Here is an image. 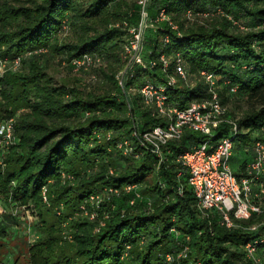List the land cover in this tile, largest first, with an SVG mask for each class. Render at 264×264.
Listing matches in <instances>:
<instances>
[{
    "label": "trees",
    "instance_id": "obj_1",
    "mask_svg": "<svg viewBox=\"0 0 264 264\" xmlns=\"http://www.w3.org/2000/svg\"><path fill=\"white\" fill-rule=\"evenodd\" d=\"M147 2L152 26L144 33L143 54L157 65L135 66L125 94L116 74L127 63L124 43L131 37L128 26L140 20L139 0H0V57L6 61L0 123L13 119L15 135L10 145L0 140V204L10 208L0 215V247L9 219H18L16 209L29 210L38 231L29 234L30 264H264V211L233 217L227 227L216 210L198 206L179 156L205 135L186 129L164 148L160 165L132 136L134 129L165 123L143 103L139 88L175 74L180 53L188 78L177 77L169 88L172 103L187 107L208 99L201 74L207 70L217 75L224 104L230 95L255 104L239 118L227 112L239 128L230 164L238 177L246 173L254 141L264 132V0ZM162 9L177 29L158 19ZM85 54L98 55L99 63L75 70L73 60ZM54 62L76 77L58 80L49 73ZM89 71L101 84L80 82ZM230 130L223 122L212 140ZM125 142L139 155L124 153L118 143ZM127 185L134 187L128 191ZM111 187L118 192L108 195ZM98 194L105 196L99 203L90 199ZM253 201L264 203V193ZM256 241L253 258L247 244Z\"/></svg>",
    "mask_w": 264,
    "mask_h": 264
},
{
    "label": "built area",
    "instance_id": "obj_2",
    "mask_svg": "<svg viewBox=\"0 0 264 264\" xmlns=\"http://www.w3.org/2000/svg\"><path fill=\"white\" fill-rule=\"evenodd\" d=\"M139 4L141 5L140 20L136 24L128 26L131 37L124 43L127 63L116 74L118 83L124 89L125 94L127 93L125 89L127 76L135 66L146 70L157 65L155 60L147 61L144 58V33L152 26V21L148 18L147 0H139ZM188 15H193L191 10L188 11ZM158 19L168 20L173 29L178 28L167 17L164 9L160 12ZM163 39L165 44L170 41L168 34ZM99 61L98 55L85 54L73 60L74 69L89 68ZM160 62L164 69L170 66V61L164 54L160 56ZM19 64L20 58L18 57L14 60V67L17 68ZM174 66L175 74L169 75L165 82L146 81L139 88L143 103L152 107L154 113L164 117L165 123L144 132L134 129L132 136L140 146L150 150L158 157V165H160L166 160L164 148L169 142L181 139L186 129L205 135L206 139L203 142L183 151L179 156L180 162L188 172L189 184L194 190L200 210L204 212L216 210L221 214L222 223L227 227L234 225L233 217L248 219L253 213H262L264 211L263 204L253 201V197H259L264 193V132L261 137L254 141L255 156L248 162L246 173L238 177L230 164V160L234 153L235 138L239 128L236 120L227 117V105L223 103L216 89L217 75L214 72L203 70L201 74L209 84L210 97L205 100L194 101L187 107H183L179 103H172L167 93L169 88L176 84L177 77L185 80L188 78V71L180 53L175 54ZM5 67L6 61L0 57V75L4 73ZM226 83L228 84L229 81ZM237 89V86H231L230 92L235 93ZM131 107L132 105L129 104L130 110ZM134 121L137 124V117H134ZM223 122H228L231 130L219 139L212 140ZM14 138V120L0 123L1 142L4 145H10L14 142ZM118 147L123 148L124 153L134 152V155H139L137 153L139 151H134L127 142L125 144L118 143ZM181 174L179 172V175ZM133 187V185H127L125 189L129 191ZM255 187H258V192L254 191ZM45 191L46 188L43 190L44 194ZM108 192L107 194L111 195L117 193L118 189L111 187ZM44 198L46 199V196ZM103 198H105L104 195L98 194L92 195L90 199L99 203ZM82 208L85 207L82 206ZM85 213L91 219L96 218V212L88 213L85 211ZM252 228L254 229L256 226H252ZM263 241L261 240V242ZM257 245V241L247 244L249 256L254 258L257 255ZM257 262L263 264L260 259H257Z\"/></svg>",
    "mask_w": 264,
    "mask_h": 264
},
{
    "label": "rangeland",
    "instance_id": "obj_3",
    "mask_svg": "<svg viewBox=\"0 0 264 264\" xmlns=\"http://www.w3.org/2000/svg\"><path fill=\"white\" fill-rule=\"evenodd\" d=\"M232 18V16H230ZM242 24L247 22L248 26L250 20L242 18L239 19ZM238 22V21H237ZM246 26V25H245ZM56 62V61H55ZM54 62L52 66L49 68V73L55 76L60 81H65L68 79L73 80L76 77L75 72L69 73L64 66L58 65ZM90 73L84 74L80 82L84 84H92L99 81L97 78L95 80V76L93 71H89ZM75 76V77H74ZM101 82H97L94 85H99ZM2 96L0 91V104L2 103ZM4 105V104H3ZM227 108L230 112L234 114L236 117H241L245 112L252 109L255 104L250 103L246 100L242 95H230L228 97V101L226 103ZM264 206V203H262ZM4 205L0 204V215H5L10 212V208H7ZM15 211L18 215L17 220H10L9 231L6 234L5 243L0 247V264H30L29 263V251H28V243L32 240L30 236L36 234L35 224L36 219L35 215H33L29 210L25 208H17ZM38 234V233H37Z\"/></svg>",
    "mask_w": 264,
    "mask_h": 264
}]
</instances>
